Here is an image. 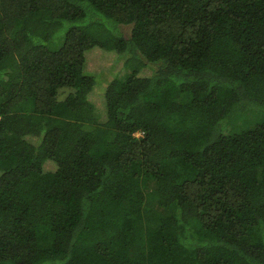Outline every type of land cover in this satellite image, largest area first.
Masks as SVG:
<instances>
[{
    "label": "trees",
    "instance_id": "obj_1",
    "mask_svg": "<svg viewBox=\"0 0 264 264\" xmlns=\"http://www.w3.org/2000/svg\"><path fill=\"white\" fill-rule=\"evenodd\" d=\"M248 109L264 0H0V264H264Z\"/></svg>",
    "mask_w": 264,
    "mask_h": 264
},
{
    "label": "rangeland",
    "instance_id": "obj_2",
    "mask_svg": "<svg viewBox=\"0 0 264 264\" xmlns=\"http://www.w3.org/2000/svg\"><path fill=\"white\" fill-rule=\"evenodd\" d=\"M51 45L53 47H56L60 45V42H57L55 44L52 43ZM103 64H109V63H103ZM129 72L130 70L128 68L121 67L117 72V77L123 79ZM111 78H112V75L107 76V79L110 80ZM66 92L67 90L64 91V93L62 94V97L66 94ZM246 114L247 115L244 117H240V118L235 117L232 120H229L226 124H224L223 126L224 132L232 133V132L241 131L243 129L252 128L256 125L257 120L262 118V116L264 115V112H260L255 109H248Z\"/></svg>",
    "mask_w": 264,
    "mask_h": 264
}]
</instances>
